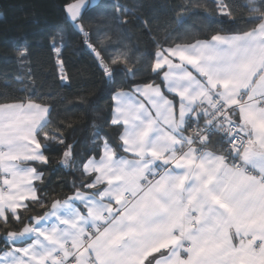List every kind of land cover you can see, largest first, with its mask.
I'll use <instances>...</instances> for the list:
<instances>
[{
  "label": "snow or ice",
  "instance_id": "obj_1",
  "mask_svg": "<svg viewBox=\"0 0 264 264\" xmlns=\"http://www.w3.org/2000/svg\"><path fill=\"white\" fill-rule=\"evenodd\" d=\"M209 6L217 23L247 27L153 35L145 75L140 59L114 57L127 85L112 93L106 122L118 142L93 121L86 158L67 141L70 125H53L31 76L24 95L0 94V264H264V0H246L239 18L228 0L194 5ZM64 7L114 82L80 23L85 0ZM62 47L53 43L67 82ZM54 147L79 173L63 198L43 191Z\"/></svg>",
  "mask_w": 264,
  "mask_h": 264
},
{
  "label": "trees",
  "instance_id": "obj_2",
  "mask_svg": "<svg viewBox=\"0 0 264 264\" xmlns=\"http://www.w3.org/2000/svg\"><path fill=\"white\" fill-rule=\"evenodd\" d=\"M71 1L0 0V94L24 95L19 89L30 84L28 77L31 76L34 94L53 104V125L61 122L70 125L65 135L68 143L75 144L77 160L86 158L82 154L90 146L93 121L101 126V134L107 133L114 143L118 142V133L106 122L111 118L112 93L127 85L123 83L122 66L111 64L114 57L127 52L133 61L140 59V74L145 75L143 69L150 63L149 54L155 51L153 35L160 40L166 35L183 37L185 34H199L203 38L213 29L236 31L247 27L242 22L217 23L222 18L215 7L209 6L207 11L194 7L203 0H97L82 10L80 23L90 33L89 42L112 68L114 82H110L96 53L66 19L64 6ZM228 3L238 18L246 17L247 13L240 7L246 0H228ZM124 10H127V24L120 23ZM60 31L64 33L63 41L57 37ZM106 35L111 40L105 39ZM53 43L56 47L63 45L60 59L70 78L67 82L60 80L58 54L53 50ZM25 48L26 57L21 63L16 54ZM18 77L24 81L23 85L17 82ZM62 152L63 148L54 147L46 153L50 163L43 169L48 177L43 191L53 198L56 194L63 198L72 193L74 189L69 185L74 178L79 179V173L60 164Z\"/></svg>",
  "mask_w": 264,
  "mask_h": 264
},
{
  "label": "crops",
  "instance_id": "obj_3",
  "mask_svg": "<svg viewBox=\"0 0 264 264\" xmlns=\"http://www.w3.org/2000/svg\"><path fill=\"white\" fill-rule=\"evenodd\" d=\"M97 0H85V3L87 4V5H91V4H93V3H95ZM73 2H75V0H73V1H71L70 3H73ZM83 10V9H82ZM66 15H67V13H66ZM155 52V51H154ZM156 82L157 83H160V80H159V78L156 80ZM71 194V193H70ZM70 194H68V195H70ZM0 247H3V245H0Z\"/></svg>",
  "mask_w": 264,
  "mask_h": 264
}]
</instances>
